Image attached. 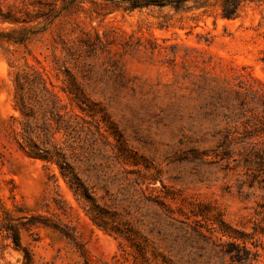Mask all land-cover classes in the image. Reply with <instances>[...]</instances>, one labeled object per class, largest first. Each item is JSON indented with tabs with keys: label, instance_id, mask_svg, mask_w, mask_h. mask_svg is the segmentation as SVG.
Returning a JSON list of instances; mask_svg holds the SVG:
<instances>
[{
	"label": "rangeland",
	"instance_id": "1",
	"mask_svg": "<svg viewBox=\"0 0 264 264\" xmlns=\"http://www.w3.org/2000/svg\"><path fill=\"white\" fill-rule=\"evenodd\" d=\"M263 108L264 0H0V223L32 264H264Z\"/></svg>",
	"mask_w": 264,
	"mask_h": 264
},
{
	"label": "trees",
	"instance_id": "2",
	"mask_svg": "<svg viewBox=\"0 0 264 264\" xmlns=\"http://www.w3.org/2000/svg\"><path fill=\"white\" fill-rule=\"evenodd\" d=\"M78 1L82 2L84 0H78ZM102 1H110V2L115 1L121 3L123 5L124 10H126L127 12H131L134 10H141L143 8H147L152 5H158V6L173 5L179 1H184V0H102ZM223 17H230V16L226 15V13H223ZM245 104L246 103L244 101L239 103V105L242 108L245 107ZM18 109L21 112V115L27 116V113L23 112L21 108ZM254 118L256 120V125H257L254 127L255 133H257L255 135H259V134L264 135V108L261 110V114L254 115ZM28 147L29 150L27 151V155L29 157L35 159H41L42 161L55 163L57 165L60 175L66 180L69 189L73 192V194L76 197L89 198L87 194V188L84 185L83 181L79 178L74 168L70 164L66 163L63 160V158H59V154L52 155L47 150L40 152L39 147L34 143ZM255 154L258 156V158L261 161H263L264 157L261 154L258 153ZM32 219L34 218L31 217V220ZM35 223L36 222H29V225H35ZM0 231H5L6 237L11 241L13 248L16 251L22 253V264H32L31 255L24 247L21 246L18 227L9 222H1ZM224 246H228V247L225 249ZM213 249L215 250L216 254H219L221 256L227 255L229 256L231 261H236L239 263L245 262L246 260L254 259V258L249 259L250 256L249 251L235 247L233 248L231 243H226L223 245L222 243L214 244ZM240 251L242 252V254L240 253ZM84 264H88V262H85ZM164 264H175V263L164 260Z\"/></svg>",
	"mask_w": 264,
	"mask_h": 264
}]
</instances>
